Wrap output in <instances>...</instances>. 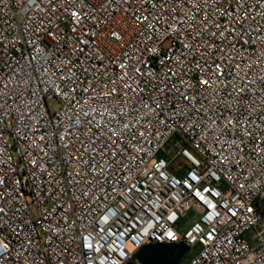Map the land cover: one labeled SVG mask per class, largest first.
Returning <instances> with one entry per match:
<instances>
[{
  "label": "built area",
  "instance_id": "built-area-1",
  "mask_svg": "<svg viewBox=\"0 0 264 264\" xmlns=\"http://www.w3.org/2000/svg\"><path fill=\"white\" fill-rule=\"evenodd\" d=\"M179 242L264 264V0H0V264Z\"/></svg>",
  "mask_w": 264,
  "mask_h": 264
},
{
  "label": "water",
  "instance_id": "water-1",
  "mask_svg": "<svg viewBox=\"0 0 264 264\" xmlns=\"http://www.w3.org/2000/svg\"><path fill=\"white\" fill-rule=\"evenodd\" d=\"M187 246L179 242L151 243L141 246L134 254L138 264H180L183 255L187 252ZM125 264H134L127 262Z\"/></svg>",
  "mask_w": 264,
  "mask_h": 264
},
{
  "label": "rangeland",
  "instance_id": "rangeland-1",
  "mask_svg": "<svg viewBox=\"0 0 264 264\" xmlns=\"http://www.w3.org/2000/svg\"><path fill=\"white\" fill-rule=\"evenodd\" d=\"M185 225H186V224H185ZM191 253H192V250L189 249V250L183 255L180 264L184 263V261L186 260V258L188 257V255L191 254Z\"/></svg>",
  "mask_w": 264,
  "mask_h": 264
}]
</instances>
